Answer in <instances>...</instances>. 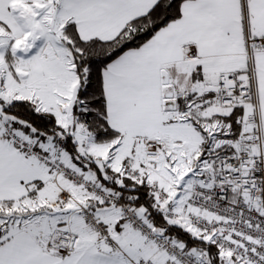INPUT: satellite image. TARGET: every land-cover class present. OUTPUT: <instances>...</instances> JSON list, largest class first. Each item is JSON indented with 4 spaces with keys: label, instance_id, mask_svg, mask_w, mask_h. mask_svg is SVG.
Returning <instances> with one entry per match:
<instances>
[{
    "label": "snow or ice",
    "instance_id": "6c2138e0",
    "mask_svg": "<svg viewBox=\"0 0 264 264\" xmlns=\"http://www.w3.org/2000/svg\"><path fill=\"white\" fill-rule=\"evenodd\" d=\"M0 264H264V0H0Z\"/></svg>",
    "mask_w": 264,
    "mask_h": 264
}]
</instances>
